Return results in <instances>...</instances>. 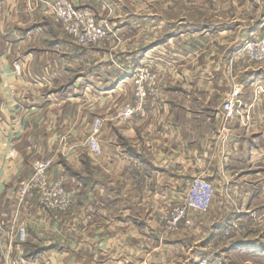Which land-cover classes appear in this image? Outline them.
Here are the masks:
<instances>
[{
    "label": "crops",
    "instance_id": "obj_1",
    "mask_svg": "<svg viewBox=\"0 0 264 264\" xmlns=\"http://www.w3.org/2000/svg\"><path fill=\"white\" fill-rule=\"evenodd\" d=\"M71 1L109 25L102 44L73 43L42 6L0 0V264L6 248L35 250L43 264H176L174 253L185 262L196 249L197 241L183 240L198 229L220 235L232 220L260 219L264 70L234 51L229 66L238 38L216 35L264 33V0ZM227 7L244 9L248 20L238 28L216 21L215 9ZM141 65L160 76L159 90L144 114L116 119L134 101L132 74ZM233 88L243 109L224 121ZM95 118L103 120L98 157L85 144ZM46 157L54 161L48 178L63 180L72 208L41 212L30 199L16 223L27 225L21 243L12 229L16 189ZM198 176L215 190L204 221L161 227L164 209ZM237 245L259 247L240 238Z\"/></svg>",
    "mask_w": 264,
    "mask_h": 264
},
{
    "label": "built area",
    "instance_id": "obj_2",
    "mask_svg": "<svg viewBox=\"0 0 264 264\" xmlns=\"http://www.w3.org/2000/svg\"><path fill=\"white\" fill-rule=\"evenodd\" d=\"M31 10H36L39 6L43 7V14L52 17L60 22L66 34L74 43L90 48L101 44L108 32L109 25L103 21H97L94 13L86 7H77L71 0H28ZM239 53H242L252 62L264 63V35L261 37L253 36L242 44ZM161 78L149 71L146 67L138 70L133 78L134 101L124 104L117 109L116 119L128 120L136 114H144V104L150 95H156L160 86ZM241 92L239 88H233L222 104L223 120L228 121L241 116ZM103 126L101 118L93 119L85 144L91 154L98 157L102 153L101 141L99 136ZM11 148L7 158L11 157ZM53 164V158L36 159L32 165V174L27 180L20 182L18 192L17 208L21 204L32 198H37L43 210L65 211L70 206L69 193L64 188L62 179L49 180L48 171ZM214 186L208 179L198 176L191 180L182 203L176 204L170 210L159 217V221L164 223L166 228L174 227L181 221L185 224L190 223L191 212L196 211L200 214L206 213L214 198ZM18 212V211H17ZM17 212L12 216V229L17 234V240H26V228L17 223ZM0 221V230H1ZM4 231L2 234L4 236ZM2 264H43L44 261L35 257L25 256L22 250L13 254L6 248L2 255ZM198 264H223L221 259L215 257H202Z\"/></svg>",
    "mask_w": 264,
    "mask_h": 264
},
{
    "label": "rangeland",
    "instance_id": "obj_3",
    "mask_svg": "<svg viewBox=\"0 0 264 264\" xmlns=\"http://www.w3.org/2000/svg\"><path fill=\"white\" fill-rule=\"evenodd\" d=\"M37 9H39V7ZM213 14L216 15L218 18L221 17V19H216L215 18L216 21L220 20V21L224 22L225 24L228 23L233 28H238L239 27V22H240L239 19L248 20V16H249V14L244 13V9H238L237 7L234 10L231 9V7L230 8L227 7V9H225V10H221V9L217 10V9H215ZM243 17H247V18H243ZM229 34L230 33L223 34V35H218L217 34L216 36L218 38H221V36H222V38H224V39L227 38L226 36H230L229 39L238 38V43L239 44L236 43V44L233 45L234 48L231 51L230 55L232 54L233 51H234L233 54H235V52H236V54L239 53V50L241 49L242 44L244 43L245 40L251 39L253 36L261 37L262 35H264V33H258V32H255V31L248 32L247 30L240 31V35H238V36L233 35V37H232V34L231 35H229ZM107 36H108V34H107ZM70 40L73 42V40L71 38H70ZM98 45H100V44H98ZM233 54H232V56L229 57L230 58L229 64H228L229 66L232 65V63H230V62H231V60H233V56H234ZM242 56H243L244 61H246L247 64L255 65L258 68L262 67L261 69L264 70V63H262V62H252L248 58H246L245 55L242 54ZM143 67H146L149 71H151L146 65H141V66L135 68L134 71H133V74H132V83H133V78L137 74L138 70L143 68ZM151 72H153V71H151ZM263 75H264V73H263ZM217 88H218L219 91H221V89H225L224 86H221V87L218 86ZM257 89L264 96V87H263V85L262 84H258ZM256 98L254 97L253 100H257ZM262 104H263V107H262V111L263 112L262 113H263V119H264V97L262 99ZM242 109L243 108L241 107V110ZM9 151L10 150H8V153H9ZM8 153H7V155H8ZM12 155H13V153H12ZM8 158H10V157H8ZM49 158H52V157H49ZM27 179H29V178H27ZM27 179H25V180H27ZM54 179H59V178H54ZM54 179H49V180H54ZM21 181H23V180H21ZM20 182L18 183V186H17V189H16V194H15L16 195V197H15L16 200H15L14 210H13V215L18 211L17 212V219H18V216L20 214L21 208L29 201V200H27L26 202L21 204L19 208H17L18 192H19V186H20L19 184H20ZM63 184H64V182H63ZM64 188L66 189L65 185H64ZM66 191L69 193V196H70V206H69V208L67 210H65V211H58V210L45 211V210L42 209V207L40 206V204L38 203L37 198H36V202L38 204V208L40 209V211L41 212H48V213L49 212L66 213V212L70 211L71 208H72V206H71L72 205V198H71V193L67 189H66ZM185 192H186V190L184 191V193ZM184 196H185V194H183L182 198L180 199L181 202H178L177 204L182 203V201L184 200ZM170 209H171V206L168 207V208H165L164 211L167 212ZM208 211L206 213H204V214H200V213H198L196 211H192L191 212L190 223L189 224H185V222L181 221L179 224L183 223L182 225H183L184 228H189V227L193 226V224L196 223V221H195L196 219H200L201 218L200 220L204 221V219H205L204 217L206 216L205 214H207ZM158 222H159V224H161L160 225L161 227H162V225H164V223L159 221V218H158ZM179 224H177L174 227H170L168 230H173V229H177L178 230V228H179L178 225ZM22 225L25 226V228H26V240H27V236H28L27 235V225H25V224H22ZM207 231H208V229H206V228H204V229L200 228L195 233L196 235L191 234V235L188 236L189 238H185V240H183L184 244H189V243L190 244H194V242L197 241L196 244L194 245L196 247V249L191 251V255L189 254L190 256H188V255L185 254L186 255L185 262L183 260L178 261L177 258L175 259L174 256H177L176 253H174V256H172V258H173L172 260L176 264L188 263V261L190 262V264H198L200 258H202V257H215V258L221 259L223 264H264V251H261V249H260L261 247L264 248V215H262V217L260 219L259 218H255V219L249 218V219H239L238 221L232 220L224 228V230L222 231V234H220V235L219 234L218 235H214L213 234V235L210 236L208 233H206ZM164 235H166V234H164ZM190 238H192V239H190ZM238 238H240L242 240H247L248 239V242H254L260 248L259 247H253L252 245H250V246H252L253 248L250 247L249 249L245 248L246 246H238L237 245V246L233 247V245L235 244V242H236V240ZM171 239L175 240V237H173ZM21 243H23V242H21ZM149 243H151V242H149ZM199 244L201 246H199ZM148 254L152 255L149 252H148ZM189 258H191V260H189Z\"/></svg>",
    "mask_w": 264,
    "mask_h": 264
},
{
    "label": "trees",
    "instance_id": "obj_4",
    "mask_svg": "<svg viewBox=\"0 0 264 264\" xmlns=\"http://www.w3.org/2000/svg\"><path fill=\"white\" fill-rule=\"evenodd\" d=\"M248 243H250V244H255L254 242H248ZM241 245V244H240ZM25 253H24V255L25 256H30V257H37V255H38V253H36L35 252V250H32V249H25V251H24Z\"/></svg>",
    "mask_w": 264,
    "mask_h": 264
}]
</instances>
